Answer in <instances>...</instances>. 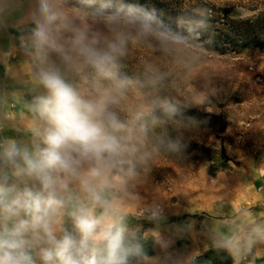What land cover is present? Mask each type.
Instances as JSON below:
<instances>
[{
  "label": "clouds",
  "instance_id": "9594fccd",
  "mask_svg": "<svg viewBox=\"0 0 264 264\" xmlns=\"http://www.w3.org/2000/svg\"><path fill=\"white\" fill-rule=\"evenodd\" d=\"M209 15L199 8L172 27L124 0H0V27L14 17L20 33L0 47V67L15 84L0 87V264H191L164 244L161 255H147L130 226L133 218L161 223L169 205L135 217L124 205L156 156L182 151V136L157 129L193 103L152 94L171 72L142 65L128 76L121 68L140 48L195 67L211 52L202 40ZM18 53L27 71L12 62ZM132 93L143 98L129 104ZM15 97L22 115L10 120ZM9 129L16 135H3ZM247 216L210 229L205 247L254 264L264 219Z\"/></svg>",
  "mask_w": 264,
  "mask_h": 264
},
{
  "label": "rangeland",
  "instance_id": "374dc122",
  "mask_svg": "<svg viewBox=\"0 0 264 264\" xmlns=\"http://www.w3.org/2000/svg\"><path fill=\"white\" fill-rule=\"evenodd\" d=\"M205 1L230 12L224 16L209 10L202 40L208 41L211 52L202 54L199 64L185 70L157 50L140 48L121 68L128 76L140 75L142 65L171 72L172 78L152 94L193 103L181 108L175 122L157 129L169 138L182 136V151L156 156L153 169L125 203L130 216L158 203L169 205L167 218L159 224L129 222L139 239L151 242L153 257L162 254V244L191 261L208 250L229 253L205 247L206 233L223 227L240 211L247 212L250 221L264 216V27L242 24L264 11V0ZM142 98L132 93L128 103ZM229 174L231 181H213ZM247 258L241 264H247Z\"/></svg>",
  "mask_w": 264,
  "mask_h": 264
},
{
  "label": "trees",
  "instance_id": "16d2710c",
  "mask_svg": "<svg viewBox=\"0 0 264 264\" xmlns=\"http://www.w3.org/2000/svg\"><path fill=\"white\" fill-rule=\"evenodd\" d=\"M126 3L139 5L147 10H156V15L166 24L174 26L178 16H191L197 9L206 8L215 10L227 16L230 9L227 7L218 6L209 3L205 0H124ZM235 23H233L234 25ZM243 25L248 27L262 26L264 27V11H260L257 15L249 20L243 21ZM147 255L153 252L151 242L144 239H139ZM233 258L229 253L208 250L194 257L191 264H232Z\"/></svg>",
  "mask_w": 264,
  "mask_h": 264
},
{
  "label": "crops",
  "instance_id": "0c3cea01",
  "mask_svg": "<svg viewBox=\"0 0 264 264\" xmlns=\"http://www.w3.org/2000/svg\"><path fill=\"white\" fill-rule=\"evenodd\" d=\"M14 19H15L14 17L10 18L7 22L6 27H0V47L2 48L6 49L9 47L10 44L18 43V36L20 35V33L16 30L15 27L12 26V24L14 23ZM12 62L15 64H19L22 68H24L27 71L28 68L27 63L24 60V57L19 53L13 58ZM0 87H2L3 90L9 92L15 89L14 82L4 75V69L2 67H0ZM20 115H22L20 108V101L18 97H15L13 101L10 102L8 105L7 116L10 120H16ZM3 135L14 136L16 135V133L9 129V130H5ZM217 180L218 181L220 180L219 182H228L232 180V177L231 174H229V175H224L223 177L213 179V181L215 182ZM215 196L217 195L215 194ZM127 207L128 205H124L125 211L127 210ZM262 219H264V216L262 217ZM189 252H190V248L185 250V253H189ZM249 260H251V256L247 258L246 262H248ZM254 264H264V252H258V254L254 259Z\"/></svg>",
  "mask_w": 264,
  "mask_h": 264
},
{
  "label": "built area",
  "instance_id": "2783aa9c",
  "mask_svg": "<svg viewBox=\"0 0 264 264\" xmlns=\"http://www.w3.org/2000/svg\"><path fill=\"white\" fill-rule=\"evenodd\" d=\"M145 213H141V212H138V213H135L134 215H132V217H135V216H143ZM135 219V218H133Z\"/></svg>",
  "mask_w": 264,
  "mask_h": 264
}]
</instances>
